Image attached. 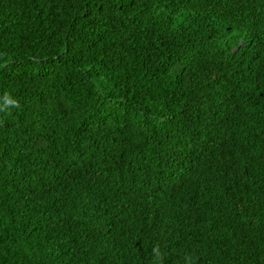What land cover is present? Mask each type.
I'll use <instances>...</instances> for the list:
<instances>
[{
  "label": "trees",
  "instance_id": "16d2710c",
  "mask_svg": "<svg viewBox=\"0 0 264 264\" xmlns=\"http://www.w3.org/2000/svg\"><path fill=\"white\" fill-rule=\"evenodd\" d=\"M0 264H264V0H0Z\"/></svg>",
  "mask_w": 264,
  "mask_h": 264
}]
</instances>
